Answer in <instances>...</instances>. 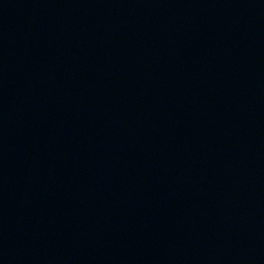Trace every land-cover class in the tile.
I'll return each instance as SVG.
<instances>
[{
	"label": "water",
	"instance_id": "95a60500",
	"mask_svg": "<svg viewBox=\"0 0 264 264\" xmlns=\"http://www.w3.org/2000/svg\"><path fill=\"white\" fill-rule=\"evenodd\" d=\"M0 264H264V0H0Z\"/></svg>",
	"mask_w": 264,
	"mask_h": 264
}]
</instances>
